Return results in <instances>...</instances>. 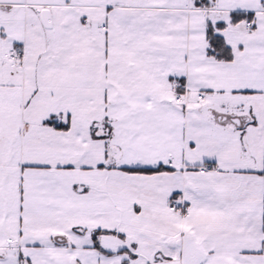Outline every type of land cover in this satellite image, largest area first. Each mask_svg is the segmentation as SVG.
Instances as JSON below:
<instances>
[{"label":"snow or ice","instance_id":"1","mask_svg":"<svg viewBox=\"0 0 264 264\" xmlns=\"http://www.w3.org/2000/svg\"><path fill=\"white\" fill-rule=\"evenodd\" d=\"M0 264H264V0H0Z\"/></svg>","mask_w":264,"mask_h":264}]
</instances>
